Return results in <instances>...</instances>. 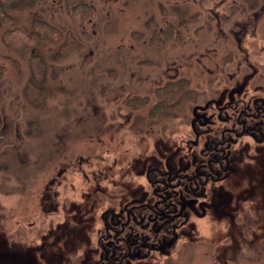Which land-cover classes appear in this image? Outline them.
Segmentation results:
<instances>
[{
  "label": "flooded vegetation",
  "instance_id": "obj_1",
  "mask_svg": "<svg viewBox=\"0 0 264 264\" xmlns=\"http://www.w3.org/2000/svg\"><path fill=\"white\" fill-rule=\"evenodd\" d=\"M249 58L205 88L167 83L171 111L156 102L127 130L146 138L138 156L101 148L111 176L102 156L53 158L38 218L1 216L0 264H263L264 64Z\"/></svg>",
  "mask_w": 264,
  "mask_h": 264
},
{
  "label": "rangeland",
  "instance_id": "obj_2",
  "mask_svg": "<svg viewBox=\"0 0 264 264\" xmlns=\"http://www.w3.org/2000/svg\"><path fill=\"white\" fill-rule=\"evenodd\" d=\"M86 2L94 15L78 25L63 0H25L9 11L14 21L4 29L18 27L19 34L11 35L18 43L32 44L26 35L38 18L70 32L83 45L66 60L56 54L67 35L35 46L45 64L43 79L35 85L50 93L42 106L31 103L26 92L33 69L0 35V236L5 210L17 215L11 221L38 218L33 197L46 192L53 158L102 156L107 177L111 156L103 146L117 147V156L125 152L123 159L138 156L135 142L146 138L136 135L141 127L131 135L127 130L142 124V114L156 102V107L166 102L163 110L171 111L168 103L174 99L166 97L167 83L185 77L205 88L212 78L226 75L230 61L232 73L238 72L237 61L249 56L264 64V0ZM169 29L179 37L165 40ZM144 95L150 105L138 100ZM82 166L92 176L99 163ZM69 172L68 182L77 175Z\"/></svg>",
  "mask_w": 264,
  "mask_h": 264
},
{
  "label": "trees",
  "instance_id": "obj_3",
  "mask_svg": "<svg viewBox=\"0 0 264 264\" xmlns=\"http://www.w3.org/2000/svg\"><path fill=\"white\" fill-rule=\"evenodd\" d=\"M25 0H0V35L5 40L7 46L13 51L17 52L20 57L33 69V78L27 86L26 92L31 103L37 106H42L44 100L46 101L50 93L44 87L35 85L42 81V72L45 64L42 58L35 52V46L42 42L56 41L66 36V40L61 44L60 50L56 54L58 60H66L77 50L82 48V44L72 37L70 32L63 33L56 26L42 21L41 19H34L32 22V33L27 34L26 37L32 42L31 45L21 44L11 38L12 34H19L20 29L14 28L6 30L4 27L10 25L14 21V17L9 11L14 10L18 5ZM31 1H49V0H31ZM65 11L73 19L76 24H82L91 19L94 15L93 7L86 2V0H63ZM169 33V35H167ZM173 36V31L169 29L166 33L165 40L178 38ZM87 38V36H86ZM40 75V76H39ZM50 97V96H49ZM156 116L155 113L151 115Z\"/></svg>",
  "mask_w": 264,
  "mask_h": 264
}]
</instances>
